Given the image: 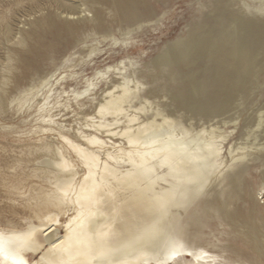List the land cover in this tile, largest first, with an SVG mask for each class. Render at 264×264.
Segmentation results:
<instances>
[{
	"label": "bare ground",
	"instance_id": "bare-ground-1",
	"mask_svg": "<svg viewBox=\"0 0 264 264\" xmlns=\"http://www.w3.org/2000/svg\"><path fill=\"white\" fill-rule=\"evenodd\" d=\"M25 2L33 19L19 21L14 27L5 14L0 17V35L12 44L0 57V187L7 188L5 199L12 214L8 216L0 208L5 247L14 237L35 230L38 250L24 253L26 259L32 258L30 264H78L84 257L75 256L76 241L84 240L86 232L100 239L89 231L93 227L95 233H111L109 238L120 242L118 255L123 264H232L249 257L258 261L264 207L255 202V212L248 219L233 206V200L243 189L246 174L264 166V108L257 110L254 120L239 134L238 118L224 115L233 99L250 95L264 78V20L258 15L241 16L234 8L237 0H223L226 7H210L184 37L167 45L154 65L168 68L171 74L178 65L192 70V76L196 69L202 73L191 86L196 99L180 94L182 103L170 111L160 97L149 96L145 83L129 72V56L95 66L91 75H81L88 62L114 48H128L134 32L152 22L138 13V0H115L112 5L130 21L119 36L95 34L82 41L88 47L84 54L71 51L42 74L27 53L43 59L42 49L60 36V23L73 33L78 21L100 22L97 5L104 2L10 1L18 6ZM260 2L248 0L251 5ZM214 3L220 0L208 6ZM105 42L108 49L102 47ZM21 62L36 75L24 86H20L24 80ZM209 94L214 100H203ZM89 100L94 107L85 110ZM182 110L192 115L184 118ZM7 117L18 122L7 124L3 121ZM161 132L167 143L160 141ZM161 150L177 160L190 161L193 175L209 181L207 196L191 207L177 208L171 221L139 206L134 198L143 188L139 181L135 193L126 192L123 182L125 173L133 168L130 161L140 164L141 157L151 161ZM261 173L259 195L264 189V169ZM163 180L161 176L158 181L160 190L172 187ZM65 191L70 200L80 199L82 207L72 211V205L60 206ZM98 193L104 194L101 203L94 200ZM181 217L183 247L175 259H168L166 241L174 234L173 223ZM212 221L221 226L218 233ZM144 234H155L157 245L132 242L133 236ZM62 241L71 242L69 252L64 251L67 243L53 248ZM0 264L5 262L0 260Z\"/></svg>",
	"mask_w": 264,
	"mask_h": 264
},
{
	"label": "rangeland",
	"instance_id": "rangeland-1",
	"mask_svg": "<svg viewBox=\"0 0 264 264\" xmlns=\"http://www.w3.org/2000/svg\"><path fill=\"white\" fill-rule=\"evenodd\" d=\"M5 1L0 0V17L5 14L8 21L14 27L18 26L19 21L24 22V20L29 21V19H33L34 16L30 17L28 15L30 13V8H27L30 7L28 2L18 6L10 3L12 0ZM138 1V13L142 15L143 18L152 20V22H146L142 28L134 32V38L128 48H114L105 56L98 57L88 62L84 68L85 70L81 72V75H91L95 66H103L106 62L115 63L119 59L129 56L131 59L129 72H134L138 78L145 83V91L149 96L160 97L163 100L162 103L166 105V108L170 111H174L177 109L176 107L182 103V95H186L191 100L196 99L192 93L191 86L194 78L201 77L202 73L196 69V74L192 76V70L183 67V65H178L173 68L174 73L171 74L168 68L162 69L154 65V61L167 45L184 37L192 24L202 18L203 13L210 12L208 3L214 0ZM103 2L104 4L97 5V11L101 19L100 22L78 21L73 24L75 27L73 33H68L66 25L60 23L62 28L60 36H56L57 39L53 42V45H47V47L42 49L41 53L44 56L42 57L43 59H40L33 53H27L26 57L34 64L33 67L38 69V74L51 70L54 64L59 63L60 60L71 51L84 54L88 47L84 46L82 41L89 40L91 37L95 36V34L101 35L104 32H113L119 36V31L124 30L129 25L130 21L124 12L117 10L109 13L107 11L106 5H113L115 0H103ZM40 14L41 13H36L35 16H39ZM21 25L22 24H20V26ZM55 33L58 35L56 31ZM51 37L52 35L49 34V38L47 39L48 42ZM90 43L91 42L88 44ZM106 45L107 43L105 42L102 44V47L108 49L109 46ZM7 47H12V44L7 42L5 38L0 35V57L5 55ZM107 56H110V58L105 61ZM20 64L24 70V80L20 86H24L31 83L32 78L36 75L30 74V69L25 63L21 62ZM10 86L13 93H15L16 88H14V83H11ZM249 94L250 95L237 96L236 99H233L227 106L228 112L224 115V117L230 116L238 118V134L244 132L247 124L254 120L257 110L259 108H264V78L259 79L258 84L253 87ZM174 95L180 97H175ZM203 100L213 101L214 95H205ZM89 101L90 102H87L84 106L85 110H92L94 107L92 100ZM181 112L184 118H188L192 115L189 111L182 110ZM3 121L7 124H16L18 122L10 117H7ZM2 154L4 153L2 152ZM259 160L261 161L262 158ZM263 169L264 166H262L258 172H256L255 169L252 170V175L246 174L247 180L243 184V189L233 200V206L241 211L248 219V214L255 212V202H259L260 195L257 194V184L261 183L260 180L263 178L261 170ZM7 195V188L0 187V208L7 211L6 214L8 216H12V214L8 212L9 203L5 199ZM210 223L215 230L214 232L218 233L219 230L217 228L219 225L215 221ZM230 225L234 226V223H230ZM219 228L221 229V226H219Z\"/></svg>",
	"mask_w": 264,
	"mask_h": 264
},
{
	"label": "snow or ice",
	"instance_id": "snow-or-ice-1",
	"mask_svg": "<svg viewBox=\"0 0 264 264\" xmlns=\"http://www.w3.org/2000/svg\"><path fill=\"white\" fill-rule=\"evenodd\" d=\"M91 7L92 5H89V8ZM209 7L219 8L226 7V5L223 0H220V3H214ZM234 7L241 16L258 15L264 20V0H261L259 5H251L248 0H243V2L237 0ZM106 9L109 13L117 11V7L112 5H106ZM89 14L91 13H84V15ZM159 135L160 141L167 143L163 132ZM129 155L131 156L132 154L130 153ZM84 158L86 159L87 157ZM130 162L133 164V168L125 173L123 181L126 184L125 191L135 193L138 187L136 181H139L143 188L139 190V194L134 198L145 212L151 213L161 220L167 219L171 221L177 215L175 211L177 208L191 207L198 198L208 194L206 189L209 181L201 179L198 175H193L191 162L183 158L177 160L174 155L168 154L165 150H161L159 154L154 155L151 161L144 160L141 157L140 164H136L135 161ZM161 176L164 177L163 183H171L172 187H165L160 190L158 181H160ZM85 180H87V177H85ZM104 199L103 193H98L94 197L96 203H101ZM259 202L264 207V189L260 191ZM59 204L62 207L72 205V211L77 210L76 206L82 207L80 199H69L68 191L64 192L63 199L59 201ZM48 219L59 223V220L53 217ZM172 227L174 234L170 235L166 241V246L170 253L168 259H175L178 249L183 247L181 235L185 231V225L182 217L179 222H174ZM89 231L99 236L100 239H93L86 232L84 240L76 241L75 256L84 257L78 264H123L118 255L121 251L118 246L120 242L110 239L111 233H95L93 227H90ZM34 232L35 230H32L14 237L7 248L3 243V235L0 234V260L4 261L5 264L9 261L10 264H30L32 258L26 259L24 253L38 250L39 246L35 242ZM132 242L138 245L145 243L157 245L155 234L133 236ZM65 243L68 246L64 248V251L69 252L73 247L70 241H62L60 244L54 243L53 248H60L61 244ZM232 264H264V235L261 238L260 259L258 261L249 257L243 260H236Z\"/></svg>",
	"mask_w": 264,
	"mask_h": 264
}]
</instances>
